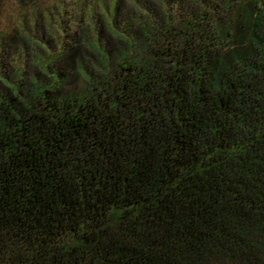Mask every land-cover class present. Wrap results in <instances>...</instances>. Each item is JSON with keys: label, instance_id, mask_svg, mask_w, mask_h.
Returning <instances> with one entry per match:
<instances>
[{"label": "trees", "instance_id": "16d2710c", "mask_svg": "<svg viewBox=\"0 0 264 264\" xmlns=\"http://www.w3.org/2000/svg\"><path fill=\"white\" fill-rule=\"evenodd\" d=\"M192 1L79 90L0 75V264H264V0Z\"/></svg>", "mask_w": 264, "mask_h": 264}, {"label": "rangeland", "instance_id": "374dc122", "mask_svg": "<svg viewBox=\"0 0 264 264\" xmlns=\"http://www.w3.org/2000/svg\"><path fill=\"white\" fill-rule=\"evenodd\" d=\"M191 7H197L192 0H0V75L25 89L35 75L48 81L47 75L58 71L67 75L61 91L79 90L80 62L92 75L102 62L91 41L113 56L115 45H124L123 36L140 39V25L158 24L166 11L185 15ZM79 42L86 51L71 55Z\"/></svg>", "mask_w": 264, "mask_h": 264}]
</instances>
